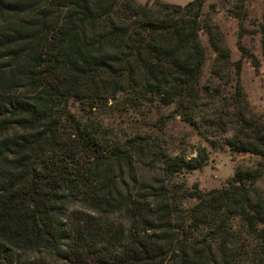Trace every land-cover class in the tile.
I'll use <instances>...</instances> for the list:
<instances>
[{
  "label": "trees",
  "instance_id": "16d2710c",
  "mask_svg": "<svg viewBox=\"0 0 264 264\" xmlns=\"http://www.w3.org/2000/svg\"><path fill=\"white\" fill-rule=\"evenodd\" d=\"M220 1L234 62L205 0H0V264H264V163L200 191L176 179L205 148L171 152L161 137L178 118L211 147L264 158V119L238 79L254 60L244 0ZM254 31L264 54V0Z\"/></svg>",
  "mask_w": 264,
  "mask_h": 264
},
{
  "label": "rangeland",
  "instance_id": "374dc122",
  "mask_svg": "<svg viewBox=\"0 0 264 264\" xmlns=\"http://www.w3.org/2000/svg\"><path fill=\"white\" fill-rule=\"evenodd\" d=\"M139 3L150 4L153 0H137ZM168 3L184 5L191 0H160ZM231 2V0H230ZM244 7L247 11V18L243 22L244 28L247 32L240 38V43L251 54L254 60L242 59L239 71V85L245 100L249 106L250 111L254 116L264 119V54L260 43V35L257 33V26L260 22L262 0H244ZM203 11L211 20L212 24L217 26L219 34L222 38L224 46L229 52V61L234 62L239 57L237 50V21L229 15L226 11V6L223 7L220 0H205ZM199 39L204 47L205 55L202 67L200 69L199 81L200 83H208L212 77L213 59L215 52L208 42L207 36L200 33ZM230 65V64H228ZM226 66V77L219 81L220 84H230V78L234 71L232 64ZM224 65L222 64V67ZM227 87V86H226ZM168 112V109L162 110V114ZM151 115H149L150 117ZM152 120H154V115ZM117 134L121 132L131 133L135 130H145L140 124H124L118 122L116 125ZM161 137L166 141L165 146L171 152H175V148H184L188 156L193 155V149L197 146L205 148L207 153V160L200 168L179 176L178 181L184 182L185 186L197 187L200 191L217 189L225 185V182L231 179L236 167H253L257 163H264V158L250 155V154H237L229 151V149L222 145H211L204 141L196 134V131L190 126L184 124L178 118L170 119L166 122L164 127V135ZM264 187V179L260 184ZM39 255L44 256L46 259H52L45 253Z\"/></svg>",
  "mask_w": 264,
  "mask_h": 264
}]
</instances>
